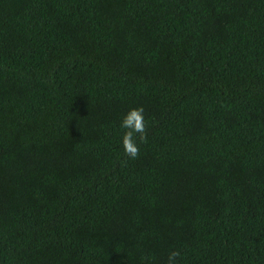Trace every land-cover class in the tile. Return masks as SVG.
I'll return each instance as SVG.
<instances>
[{"label": "trees", "instance_id": "1", "mask_svg": "<svg viewBox=\"0 0 264 264\" xmlns=\"http://www.w3.org/2000/svg\"><path fill=\"white\" fill-rule=\"evenodd\" d=\"M174 250L264 264V0H0V264Z\"/></svg>", "mask_w": 264, "mask_h": 264}, {"label": "clouds", "instance_id": "2", "mask_svg": "<svg viewBox=\"0 0 264 264\" xmlns=\"http://www.w3.org/2000/svg\"><path fill=\"white\" fill-rule=\"evenodd\" d=\"M145 109L133 108L124 116L120 128L123 131L122 147L125 156L135 160L140 155L139 145L147 142V123L145 121ZM181 253L179 250L171 251L167 257V264H178ZM151 256H143L142 260L150 261Z\"/></svg>", "mask_w": 264, "mask_h": 264}]
</instances>
